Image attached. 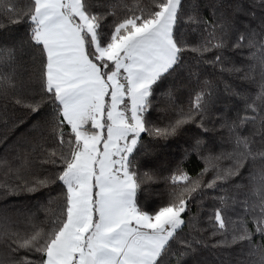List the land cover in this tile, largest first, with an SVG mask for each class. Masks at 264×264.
Segmentation results:
<instances>
[{"label":"snow or ice","instance_id":"6c2138e0","mask_svg":"<svg viewBox=\"0 0 264 264\" xmlns=\"http://www.w3.org/2000/svg\"><path fill=\"white\" fill-rule=\"evenodd\" d=\"M260 5L264 6V0ZM182 7V0H155L153 9H128L105 31V14L94 13L89 0H27L23 11L16 9L14 0H0V14L22 17L28 24L24 43L44 57L42 88L50 96L52 134L62 148L60 171L36 181V186L59 181L66 188L65 202L49 231L33 228L24 235L0 231V239L7 236L10 241L9 258H0V264H33L27 257L15 256L21 249L41 254L39 264H172L173 260L183 264L195 250L198 241L182 239L179 231L185 225L183 214L188 211V201L202 190L200 181L178 172L171 177L172 183H183L184 187L171 194L167 205L150 214L138 206L143 181L133 167V154L142 133L174 135L207 111L206 97L210 93L201 91L195 94L188 111L180 110L165 128L150 129L144 118L154 86L183 67L181 53L187 46L176 33ZM233 10L239 12L242 8L237 4ZM213 15L218 19L210 23L200 19L193 9L188 22L203 25L206 35L188 50L202 56L227 46L237 21L218 14L216 9ZM250 15L255 18L254 12ZM12 22L19 23L20 19ZM258 27L259 31L249 25L239 32L232 47L254 49L249 58L264 68V18ZM221 59L217 55L209 63ZM12 60V53L5 57L0 52V87L12 85ZM5 62L7 72L2 70ZM256 100H264V83ZM15 102L21 104L22 100ZM24 106L33 112L38 110V105ZM247 110L257 113L255 102L247 104ZM249 122L255 123L256 116L221 125L227 128L234 144L233 152L225 154V158L234 163L218 171L203 187L215 189L217 181L226 182L239 175L246 161L264 160V135L259 141L262 147L253 150L252 138L238 132ZM65 125L70 126V133L63 132ZM36 131L38 137H43V129ZM37 148L45 157L42 163H57L56 153L46 152L39 138L33 152ZM211 159L206 161L210 163ZM27 165L26 159L21 160L16 171ZM0 166L10 167L4 160H0ZM250 183L251 192L241 203L246 216L252 217L254 230L242 223L233 230L230 241L225 235L220 243L227 247L246 241L247 252H241L248 257V264H264V171L250 173ZM230 199L220 197L224 204ZM214 220L218 230L226 233L221 209L214 213ZM255 235L260 236V243L254 242Z\"/></svg>","mask_w":264,"mask_h":264},{"label":"trees","instance_id":"16d2710c","mask_svg":"<svg viewBox=\"0 0 264 264\" xmlns=\"http://www.w3.org/2000/svg\"><path fill=\"white\" fill-rule=\"evenodd\" d=\"M92 11L105 14V31L114 21L122 19L128 9L150 10L155 0H89ZM16 9L23 11L27 0H14ZM239 4L242 11H234ZM180 19L176 33L182 36L186 50L181 53L182 68L163 78L153 88L150 97V109L145 113L146 126L150 129L165 128L177 118L180 110L188 111L197 92L210 93L208 107L204 116L184 124L174 135L155 136L142 133L133 154V167L138 178L142 179L138 192V206L150 214L165 206L174 191H180L183 183L174 186L171 177L183 172L191 180H199L202 190L193 194L188 201V211L183 214L185 225L179 231L182 239L198 241L194 251L183 260V264H248L247 242L224 246L220 241L227 235L229 241L234 229L242 223L249 230H254L252 217L245 214L242 201L251 192L250 173L264 171V160H248L239 175L226 182L217 181L215 189L203 187L212 181L217 172L233 166V160L225 154L233 152L234 144L225 122L239 123L244 116H256L255 123H246L238 128L241 136L252 138L253 150L260 149L261 136L264 135V100H256L264 83V68L250 59L254 49L247 47L233 48L232 44L239 32L247 27L259 31V22L264 18V6L260 0H182ZM193 9L202 20L216 22L217 13H223L231 20H236V28L229 33L227 46L223 50H213L202 56L190 49L206 35L203 25L188 22ZM255 13V18L250 14ZM107 13H113L107 15ZM20 19L19 23L12 22ZM223 22V21H221ZM221 33L217 29V36ZM28 24L15 13L0 14V52L5 57L12 53V68L15 77L12 85L0 87V160L9 166H0V231H10L24 235L33 228L47 232L59 216L65 202L66 188L59 181L49 182L46 186H36V181L57 174L61 165L59 155L61 146L52 134L53 106L50 96L42 88L44 57L37 50L24 43L27 40ZM222 57L220 62L215 57ZM238 69V71H237ZM2 70L7 72V62ZM21 99L22 103L15 101ZM255 102L257 113L246 111V105ZM38 105L36 112L24 105ZM37 128L44 130L43 137H38ZM65 134L70 133V126L63 127ZM46 152H55L57 163H42L45 158L37 148V139ZM199 142V145L197 144ZM211 157V162L206 158ZM19 158V159H18ZM26 159L27 167L16 171L21 160ZM208 169L205 171V169ZM34 189V190H29ZM230 197L227 204L220 197ZM217 209L222 210L227 232L218 230L214 220ZM194 222V227H193ZM215 233V234H214ZM254 242L261 238L254 236ZM10 243L7 236L0 239V258H9ZM177 250V245H173ZM182 250V249H180ZM16 257H27L33 264H39L41 254L21 249ZM172 264H176L173 260Z\"/></svg>","mask_w":264,"mask_h":264}]
</instances>
